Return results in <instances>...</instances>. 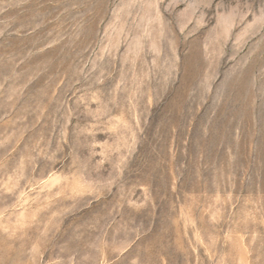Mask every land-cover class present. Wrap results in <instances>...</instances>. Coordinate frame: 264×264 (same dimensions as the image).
Segmentation results:
<instances>
[{
	"label": "rangeland",
	"instance_id": "1",
	"mask_svg": "<svg viewBox=\"0 0 264 264\" xmlns=\"http://www.w3.org/2000/svg\"><path fill=\"white\" fill-rule=\"evenodd\" d=\"M0 264H264V0H0Z\"/></svg>",
	"mask_w": 264,
	"mask_h": 264
}]
</instances>
